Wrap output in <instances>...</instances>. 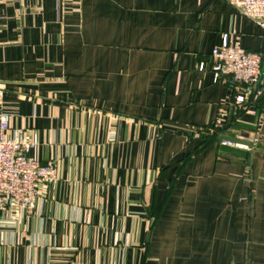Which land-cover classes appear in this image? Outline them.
Instances as JSON below:
<instances>
[{
  "label": "crops",
  "instance_id": "0c3cea01",
  "mask_svg": "<svg viewBox=\"0 0 264 264\" xmlns=\"http://www.w3.org/2000/svg\"><path fill=\"white\" fill-rule=\"evenodd\" d=\"M223 34L264 56L223 0H0V113L58 176L0 264H264V100L214 82Z\"/></svg>",
  "mask_w": 264,
  "mask_h": 264
},
{
  "label": "built area",
  "instance_id": "2783aa9c",
  "mask_svg": "<svg viewBox=\"0 0 264 264\" xmlns=\"http://www.w3.org/2000/svg\"><path fill=\"white\" fill-rule=\"evenodd\" d=\"M240 16L251 21L260 31L264 42V0H223ZM214 82L228 79L232 89L238 91L234 103L241 108L249 99L264 94V56L241 48L234 35L223 34L221 44L211 53ZM203 69V65L199 66ZM264 100V98H263ZM251 146L258 138L239 139ZM222 140V147L248 151L242 143ZM35 144L23 127L12 129L11 115L0 113V214L10 207L31 212L40 196V189L54 184L57 170L53 162L41 165L30 157Z\"/></svg>",
  "mask_w": 264,
  "mask_h": 264
},
{
  "label": "water",
  "instance_id": "95a60500",
  "mask_svg": "<svg viewBox=\"0 0 264 264\" xmlns=\"http://www.w3.org/2000/svg\"><path fill=\"white\" fill-rule=\"evenodd\" d=\"M263 98H264V94H261L259 96V100H262ZM224 140L229 141V142H233V143H238L239 142V141H235L234 139H230V138H224ZM239 143H242V142H239ZM242 144H244V145H246L248 147H251V145L246 143V142H243Z\"/></svg>",
  "mask_w": 264,
  "mask_h": 264
}]
</instances>
